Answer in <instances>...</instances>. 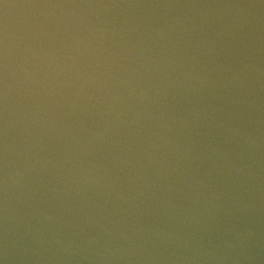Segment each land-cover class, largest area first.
<instances>
[{
  "label": "water",
  "instance_id": "obj_1",
  "mask_svg": "<svg viewBox=\"0 0 264 264\" xmlns=\"http://www.w3.org/2000/svg\"><path fill=\"white\" fill-rule=\"evenodd\" d=\"M0 264H264V0H0Z\"/></svg>",
  "mask_w": 264,
  "mask_h": 264
}]
</instances>
